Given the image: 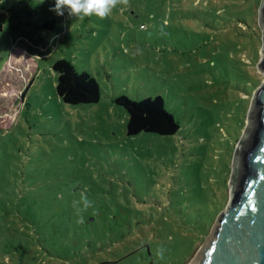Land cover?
<instances>
[{
  "label": "rangeland",
  "instance_id": "rangeland-1",
  "mask_svg": "<svg viewBox=\"0 0 264 264\" xmlns=\"http://www.w3.org/2000/svg\"><path fill=\"white\" fill-rule=\"evenodd\" d=\"M262 1L129 0L78 20L55 0H0V264L196 257L264 80ZM61 58L95 77L99 102L59 99ZM121 95L161 96L179 131L128 136ZM82 192L89 225L73 207Z\"/></svg>",
  "mask_w": 264,
  "mask_h": 264
},
{
  "label": "water",
  "instance_id": "water-1",
  "mask_svg": "<svg viewBox=\"0 0 264 264\" xmlns=\"http://www.w3.org/2000/svg\"><path fill=\"white\" fill-rule=\"evenodd\" d=\"M259 21L263 44L257 68L264 74V0ZM229 183L228 205L189 264H264V80L253 91Z\"/></svg>",
  "mask_w": 264,
  "mask_h": 264
},
{
  "label": "trees",
  "instance_id": "trees-1",
  "mask_svg": "<svg viewBox=\"0 0 264 264\" xmlns=\"http://www.w3.org/2000/svg\"><path fill=\"white\" fill-rule=\"evenodd\" d=\"M52 70L57 74L56 92L59 99L67 104H93L101 98V87L94 76L86 71H78L74 63L66 58L56 60ZM114 102L123 107L127 114L128 136L140 133H153L160 136L174 135L180 125L173 114L165 109V102L161 96L147 97L141 100H132L121 95ZM84 225L92 220L82 214ZM79 220L80 217L78 216ZM94 218L93 221H95Z\"/></svg>",
  "mask_w": 264,
  "mask_h": 264
},
{
  "label": "clouds",
  "instance_id": "clouds-1",
  "mask_svg": "<svg viewBox=\"0 0 264 264\" xmlns=\"http://www.w3.org/2000/svg\"><path fill=\"white\" fill-rule=\"evenodd\" d=\"M128 5L129 0H55V7L50 10L54 11L57 15H63L66 9L71 17L83 20L92 15L105 18L114 9L120 8L123 11ZM90 206L91 202L83 192L80 193L79 201H73V207L80 217L79 222H83L82 212Z\"/></svg>",
  "mask_w": 264,
  "mask_h": 264
}]
</instances>
